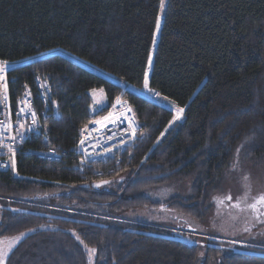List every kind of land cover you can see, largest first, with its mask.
Returning <instances> with one entry per match:
<instances>
[{
  "label": "trees",
  "instance_id": "obj_1",
  "mask_svg": "<svg viewBox=\"0 0 264 264\" xmlns=\"http://www.w3.org/2000/svg\"><path fill=\"white\" fill-rule=\"evenodd\" d=\"M160 1L0 0V60L59 50L94 69L51 54L7 71L11 119L27 92L40 120L15 150L16 171L0 172V238L25 234L5 264H89L73 233L96 248L92 264H264V241L210 237L199 255L167 226L126 217L163 210L203 223L233 166L264 170V0H166L159 16ZM97 71L183 107L181 120ZM38 83L55 103L41 102ZM92 89L104 90L103 111L90 112ZM116 97L135 139L80 163L79 130ZM183 184L187 196L153 195Z\"/></svg>",
  "mask_w": 264,
  "mask_h": 264
},
{
  "label": "rangeland",
  "instance_id": "obj_2",
  "mask_svg": "<svg viewBox=\"0 0 264 264\" xmlns=\"http://www.w3.org/2000/svg\"><path fill=\"white\" fill-rule=\"evenodd\" d=\"M165 1L166 0H164V4ZM161 13L162 10H161V1H160L159 16L161 15ZM51 54H61L69 59H72L73 61L83 66L84 68L94 70L91 66L82 63L80 61H77L59 50L49 51L29 59L12 62L11 64L9 63L8 70L11 69L12 67L20 66L39 57H44ZM98 73L114 83L117 82L115 79H113L110 76H107L100 72ZM128 90L170 110L173 114V122L181 120L182 114H180V119L174 120V117L177 115L176 110L178 108L172 105L170 102L159 98L155 93L138 91L133 87L127 88V90L124 91H128ZM90 96L92 97L93 100V104L90 107V112H93L101 105H103V107L105 106V98L102 92L97 90L95 95H93L92 91H90ZM245 175L249 176L250 179L248 181H245L243 179ZM246 185L250 186V196L264 194V170L250 169L246 167H241L237 164L233 166L230 176L225 186L223 187L222 191L219 194L213 196L211 202L212 210L210 216L207 218L205 222L200 224L195 223L188 218L182 217L180 215L168 213L163 210L141 209L132 214L126 215V217L131 220L140 219L143 222L153 225L167 226L169 229L172 230L176 238L182 240L185 243L196 245L198 247L199 255L201 252H203V245L205 239L210 237L215 239H224L228 241L239 240L241 242H246V241L261 242L264 241V223H261L258 220L254 219L250 211L241 210L244 209L245 207L244 204H241L240 209L232 207V205L236 203L237 199L244 195V192L246 191ZM188 188H189L188 184H183L179 186L173 185L168 188L160 189L159 191L153 193V195L156 198L158 196L157 198L158 200H165L173 195L187 196ZM228 196L232 197L231 201L226 199V197ZM219 199L224 200V203L222 205L217 204V200ZM245 228L250 229V231H245L244 230ZM24 236L25 234L23 235L21 234L11 237L0 238V241L3 242L2 244H0V247L7 248L10 243L13 244L15 247L16 244Z\"/></svg>",
  "mask_w": 264,
  "mask_h": 264
},
{
  "label": "built area",
  "instance_id": "obj_3",
  "mask_svg": "<svg viewBox=\"0 0 264 264\" xmlns=\"http://www.w3.org/2000/svg\"><path fill=\"white\" fill-rule=\"evenodd\" d=\"M11 64V63H10ZM115 82L121 89L127 90L131 86L126 84L123 81L115 79ZM119 83V84H118ZM38 91L41 102L44 105H48L52 102L49 94L48 87L45 83H38ZM129 91V90H128ZM132 92V91H129ZM133 93V92H132ZM116 105V107H113ZM123 105V107H121ZM23 108L24 112L20 113V109ZM130 108L129 104L120 98V102L117 103L116 99L109 106L108 110L101 116L96 117L93 120H100L102 117L107 116L109 112L113 113L115 116H120L121 118L127 117L121 123L119 120L116 124H109L105 128H101L98 125L92 124L91 121L83 126L78 133V140L76 143V152L79 157L80 163H85L89 161H97L106 158L108 155L112 154L114 151L122 149L123 147L129 145L133 142L136 137V134L139 130V125L136 122L132 110L128 111ZM131 109V108H130ZM35 111L31 98L27 92H23L17 101L16 110H15V120L11 119L10 113V104L9 99L7 105L0 103V121L7 120L12 124V129L7 130V123L5 124V131L0 135V141H3L4 147L0 148V165H7L6 167L0 166V172L7 171L11 168L9 161L8 145L12 144L14 149H17V146L22 143L26 137L33 133H37L39 127L40 117L37 114V122L33 124L31 119V112ZM36 112V111H35ZM19 114V117H18ZM43 117V114H42ZM132 122V128L135 129V135L131 134V129L129 128V123ZM24 124V128H19L20 124ZM28 129H31L30 131ZM82 129L85 131L82 135ZM22 132L24 139H20L17 135V132ZM16 136L15 142H13L10 137ZM81 139L84 140V144L81 145ZM51 155L55 156V153L52 150L38 153V157L43 159Z\"/></svg>",
  "mask_w": 264,
  "mask_h": 264
},
{
  "label": "snow or ice",
  "instance_id": "obj_4",
  "mask_svg": "<svg viewBox=\"0 0 264 264\" xmlns=\"http://www.w3.org/2000/svg\"><path fill=\"white\" fill-rule=\"evenodd\" d=\"M163 6H164V0H161V10H163ZM159 29V20H157V30ZM148 64L149 66H151L152 64V56L151 54L148 57ZM9 68V63L8 61H3L0 60V103H4L7 105L8 102V90H7V80H6V74ZM144 88L151 91L150 87H149V79H148V73L145 72L144 74ZM92 94L95 95L96 93V89H92ZM100 92H103V89L99 90ZM116 101L117 103L120 102V97H116ZM52 103H55V101H52ZM113 107H116V105H113ZM121 107H123V105H121ZM104 107L103 105H101L100 107H98L96 109V111H103ZM128 111H131L130 108L127 109ZM177 115L174 117V120H178L180 119V114H182L184 112V108L180 107L177 110ZM24 109L21 108L20 109V113H23ZM10 115V113H9ZM19 117V114H18ZM31 119L33 124H35L37 122V114L35 111L31 112ZM124 119H128L127 117H123L121 118L120 116H115L113 113L109 112L107 116L102 117L100 120H93L91 121L92 124L98 125L101 128H105L107 127L109 124H116V122L119 120L121 123L123 122ZM7 123V130H11L12 129V124L7 120L5 121H0V135L3 134V132L5 131V124ZM19 128H24V124H20ZM129 128L131 129V134L135 135V129L132 128V122L130 121L129 123ZM29 131L31 129H28ZM82 131V135L83 132L85 131L84 129L81 130ZM17 135L19 136L20 139H24V135L22 132H17ZM163 135V133L161 134ZM16 136H11L10 139L15 142L16 140ZM81 145L84 144V140L81 139L80 141ZM5 145L3 143V141H0V148H3ZM237 152H239V149L237 150ZM8 153H9V161H10V166L12 168V170L15 172L16 171V159H15V149L13 147L12 144L8 145ZM0 166H4L6 167L7 165H0ZM243 179L245 181H248L250 178L249 176L245 175L243 177ZM99 186V185H97ZM227 200L231 201L232 197L228 196L226 197ZM224 203L223 199H219L217 200V204L218 205H222ZM241 204H244L245 207L244 211H250V213L252 214V217L256 220H258L261 223H264V194H259L256 196H250V186L246 185V191L244 192V195L242 197H239L236 201L235 204L232 205V207L240 209L241 208ZM245 231H250V229L245 228ZM23 235V234H22ZM74 236H76L77 241L85 248V250L88 252V259H89V264H92V258L93 256L96 254V248L92 247L90 248L85 242L84 240H82L80 238L79 235H77L76 233H73ZM3 242L0 241V244H2ZM14 247L13 244H9L7 248H3L0 247V264H5V261L7 260V256L8 253L12 250V248Z\"/></svg>",
  "mask_w": 264,
  "mask_h": 264
},
{
  "label": "bare ground",
  "instance_id": "obj_5",
  "mask_svg": "<svg viewBox=\"0 0 264 264\" xmlns=\"http://www.w3.org/2000/svg\"><path fill=\"white\" fill-rule=\"evenodd\" d=\"M38 93H39V91H38ZM39 95V94H38Z\"/></svg>",
  "mask_w": 264,
  "mask_h": 264
}]
</instances>
